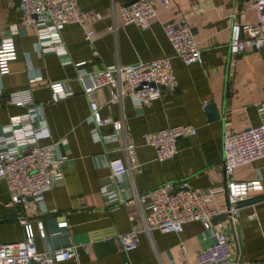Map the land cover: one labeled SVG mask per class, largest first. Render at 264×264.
<instances>
[{
    "label": "crops",
    "instance_id": "0c3cea01",
    "mask_svg": "<svg viewBox=\"0 0 264 264\" xmlns=\"http://www.w3.org/2000/svg\"><path fill=\"white\" fill-rule=\"evenodd\" d=\"M129 1L77 0L81 20L61 29L66 50L62 56L38 54L29 29H20L13 37L16 58L0 78V127L9 117L24 113V108L7 103L5 94L29 87L45 125L38 144L55 143V154L65 163L57 166L59 169L51 165L60 175L42 193L41 210L29 198L8 203L9 194L0 182V243L23 239L20 217L30 224L38 251L74 247V255L58 264H191L193 254L213 241L211 230L203 229L199 221L182 224L178 233L141 232L138 245L128 251H123L117 240L118 234L139 227L147 210L133 201H121L159 185L176 189L186 181L191 188L207 192V207L218 212L212 217V229L225 234L231 257L238 264H264V157L234 168L229 176L233 181L260 184L236 204L233 223L223 213L227 207L226 177L221 164L223 128L236 132L264 119V48L238 54L232 76L226 75L225 67L231 23L251 24L254 14L246 8V0H168L164 5L154 4L155 17L147 28L139 29L133 24L122 25L116 12ZM19 17L17 0H0V38ZM174 21L189 26L200 50V63L184 65L172 55L162 26ZM85 31L90 33L89 41L84 40ZM161 56L169 57L175 85L170 91L162 90L148 105L136 106L125 97L106 107L102 105L106 90H96L100 116L122 122L126 140L135 146L138 167L113 178L104 164L106 159H119L126 167L128 158L118 138L108 142L91 138L88 107L75 70L96 71ZM75 63L81 64L76 68ZM29 73L39 74L41 80L29 84ZM54 81H64L69 91L55 102L47 86ZM81 84L92 87L94 80L85 79ZM173 125L193 127L195 134L176 139L172 157L158 161L142 135ZM98 131L107 134L112 129L105 124ZM111 186L120 201L115 204L101 193L103 187ZM38 221L44 238L37 234ZM59 221H65V227L57 228Z\"/></svg>",
    "mask_w": 264,
    "mask_h": 264
},
{
    "label": "built area",
    "instance_id": "2783aa9c",
    "mask_svg": "<svg viewBox=\"0 0 264 264\" xmlns=\"http://www.w3.org/2000/svg\"><path fill=\"white\" fill-rule=\"evenodd\" d=\"M20 12L17 24L8 25L0 38V78L8 73V63L16 58L13 37L20 29H29L35 36L34 50L38 54L54 53L62 56L66 50L60 32L64 25L80 23L81 11L77 0H17ZM168 0H131L117 7L116 12L122 25L133 24L145 29L155 17L154 4L164 5ZM247 9L254 14L255 21L251 24L230 25L229 41L226 45V75H233L236 56L246 49L264 48V0H246ZM162 31L169 42L172 55L184 65L200 63V50L184 21H174L162 26ZM90 33L84 32V40L89 41ZM24 59L28 61L24 55ZM63 61L62 63H67ZM81 63H75L77 68ZM75 77L80 82L81 92L85 97L88 115L86 121L90 126V136L94 141L108 142L119 139L122 150L128 158L129 165L123 167L120 160L106 159L104 164L110 176L118 178L125 171L138 167L134 156V143L127 141V131L122 122L109 117H101V104L96 98V90L104 88L107 96L102 105L128 98L134 105H148L160 95L162 90L170 91L175 85L174 74L168 56L148 60H138L127 65H114L96 71L84 72L75 70ZM93 79L92 87L81 83L85 79ZM41 80L39 74L29 73V84ZM51 101L66 96L69 91L64 81L47 84ZM0 82V95H1ZM5 101L11 105L24 108V113L8 118L0 127V182H3L9 194L10 204H16L23 198H29L41 210L42 193L50 189L60 175L58 167L65 162L56 156L55 143L38 144V138L45 130L39 105L33 104L30 88L24 87L8 91ZM109 124L112 132L100 134L98 129ZM195 134L193 127L173 125L144 133L142 140L153 148L155 159L162 161L175 153V141L181 137ZM221 164L225 181L227 207L223 212L230 223L235 222L236 204L245 198L247 192L260 188L258 181L238 182L229 178L233 169L248 165L252 161L264 157V119L256 125H249L240 131L222 130ZM56 164L58 169L52 170ZM110 204L118 201L113 186L101 189ZM207 192L203 189L191 188L186 181H181L176 189L159 185L140 194H133L129 200L138 206L143 205L146 211L141 215L139 227L132 226L129 231L117 235L123 251L134 249L139 243V233L150 230L178 233L182 224L199 221L203 229L211 230L212 243L193 254L191 264H238L231 257L230 248L223 232L212 229V217L217 211L207 207ZM7 206V203L5 204ZM264 207V199L262 200ZM254 217L253 213L249 214ZM23 226V239L14 243H0V264H58L74 255V247H47L38 251L33 242V231L28 222L19 217ZM65 221L56 223L57 228L65 227ZM37 234L45 237L41 222L36 223ZM179 247L182 248L181 243Z\"/></svg>",
    "mask_w": 264,
    "mask_h": 264
}]
</instances>
